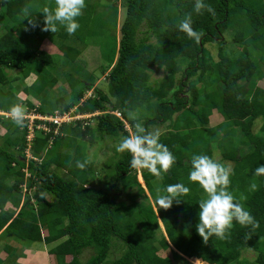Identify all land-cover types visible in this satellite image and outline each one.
<instances>
[{
  "label": "trees",
  "instance_id": "1",
  "mask_svg": "<svg viewBox=\"0 0 264 264\" xmlns=\"http://www.w3.org/2000/svg\"><path fill=\"white\" fill-rule=\"evenodd\" d=\"M70 1L82 8L71 7ZM120 1L124 16L116 45L115 38L106 36L117 27L115 0L100 16L94 15L90 0H0V23H5L0 112L16 114L22 104L26 115L53 113L20 99V85H12L34 72L33 84L21 87L23 95L29 96L34 86H42V92L56 84V79L45 82L46 68L53 67L52 56L39 49L46 39L57 44L68 64L82 54L72 42L86 48L88 37L101 36L104 65L99 70L113 98L95 86L96 78L83 65L66 74L70 100L58 97L55 110L76 107L75 113L100 114L84 126L81 121L62 124L57 134L55 124L48 125L49 133L35 131L29 148L35 161L25 157V122L0 117V126L11 123L0 146V233L29 244L43 242L51 264H103L112 240L124 247L112 264L186 259L245 264L244 252H254V264H264V88L254 81L264 78V0ZM231 30L243 50L234 57L223 51L224 34ZM53 33L65 43L59 45ZM150 37L155 41L148 42ZM210 43L219 48L218 61L205 47ZM151 70L164 77L151 84ZM88 91L92 96L81 102ZM213 111L223 121L210 126ZM123 121L140 151L139 169ZM257 121L260 130L254 132ZM164 124V133H151V127ZM104 137L121 139L124 152L115 176L102 181L86 146ZM214 149L221 155L218 161ZM225 162L232 164L230 170ZM98 180L101 188L92 185ZM122 194L126 199L121 201ZM10 249L5 250L8 257ZM86 249L94 255L82 262ZM159 250H169L171 257H160Z\"/></svg>",
  "mask_w": 264,
  "mask_h": 264
},
{
  "label": "rangeland",
  "instance_id": "2",
  "mask_svg": "<svg viewBox=\"0 0 264 264\" xmlns=\"http://www.w3.org/2000/svg\"><path fill=\"white\" fill-rule=\"evenodd\" d=\"M115 1H116V4L119 6L118 7L117 27L115 30H109L107 32L106 36H107V38L108 37L115 38L116 45H117L118 40L120 38L118 30H119V25L121 24V22L123 20L124 9L121 5L120 0H115ZM90 2L92 4L91 9L94 11L93 13L96 16H100L101 12L104 13L103 10H105L107 8L105 6H107V5L110 6L112 4V0H110L108 2H105L103 0L102 3H105V4H96L97 0H90ZM68 4L73 8H82V6L79 5L78 3H76L75 1H70ZM83 10L84 9L79 10L78 13L83 14L82 13ZM107 10H106V12H107ZM4 24L5 23H0V35L5 32V29L2 28V27H4ZM10 26L14 27L13 24H11ZM247 30H248V27L245 28L246 32H247ZM234 34H235V31L231 30V31L225 33L224 38H223L225 41L223 51L229 57L237 56L239 53H241L243 51L241 46L234 43V40H233ZM51 38H54V40H56V42L59 45H61L62 43H65L60 38H58L57 34H54ZM88 38H90V39H86V42H88V44H87L88 46L86 48H81L82 45L77 43V42L71 43L73 46H76V48H79L80 51L82 52V54H81V57L79 59L80 61L77 60L74 63H68V64L67 63L64 64V62H63L64 59L62 57V54H61L57 44L52 42L53 40L46 39L47 40L46 43H48L49 49H50V45L55 49V50L53 49L51 52H48L49 50L47 48V44H45L44 41H42L43 43L40 42L39 49L49 53L53 58V67L51 69L46 68L47 77L45 78V82H47L48 80H52V79H56L57 82L54 86L48 87L45 90H42V92H40L42 86H39V85L34 86L36 88L32 89L30 91L29 96L33 98L32 101L35 104H43L42 108L44 110H46V109L50 110V112L51 111H53V112L58 111V110H55L56 108H54L55 107V104H54L55 99H57L58 97H63L66 100V102L70 100L69 99L70 98V95H69L70 89L67 86L68 82L65 79V75L68 73L73 74V72H75L76 67L82 66V65L84 66L85 71L86 70L89 71L96 78L97 82L95 83V86L98 85L97 87L102 88V90L105 91L109 95V93L107 91L106 81L104 79L105 75L102 76L100 74V70H99V65L100 64L104 65V60L101 59V57H100V48L98 46V45H102V43H103L101 40V36H97L96 38H93V37H88ZM35 39H36V36H33L32 41ZM95 41H96V43H95ZM154 41H155L154 37H150L148 40V42H154ZM104 42H105V39H104ZM205 47L208 50L210 56H212L213 60L218 61V54H219L218 46L210 43V44H207ZM254 55H255V57H258L259 53L254 52L253 56ZM261 67L264 68L262 65H261ZM7 73L9 74V76H12V77H16L19 75V71H12V72L8 71ZM149 73H150V83L151 84H155L156 82L160 81L164 77L163 72H157L155 70H151ZM29 76H30V78H29ZM29 76L25 79L26 81L23 79H20V80L14 82L12 84L14 87L16 85H20V86H17L18 87V96L20 97V99H23V100H26V96L23 95V93H21V87H30L33 84V81H35V79L37 77V73L34 72V73L30 74ZM179 76L180 75H178L177 77H179ZM75 77L77 78L76 73H75ZM254 81H255V83H257L256 86L264 88V78L260 81H258L256 79ZM195 86H197L198 89H200L202 87V85L197 83V82H196ZM33 92L34 93L36 92V93L34 94ZM85 95H84V97H85ZM109 97L113 100L111 95H109ZM20 111H22V112L20 113ZM216 113L213 116L209 117V125L210 126H215V125H218V123L222 122V118H219L220 119L219 122L216 120V117L218 115H220L219 113H217L218 115ZM26 114H27V112L25 111V107L23 106L22 109L19 110V112L17 114L18 116H14V117H15V119H18V121H16L15 124L20 123L22 125V123L25 122L26 129H27V125H29V119L25 120V118H23V116H21V115H26ZM30 114H33V113H30ZM74 114H77V113L74 112ZM74 114L71 113V115H74ZM0 117H2L1 119L5 118L4 116H1V115H0ZM143 117H147V115L144 113ZM174 118H175V116H174ZM90 119H92V118H90ZM5 120H9V119L5 118ZM27 121H28V123H27ZM35 121H39V120H35ZM76 121H81L83 123L82 118H80V120H76ZM76 121H71L68 123H74ZM90 122H92V121L90 120ZM6 123H7V127L0 126V133H2L1 135H3V136L0 135V146L3 145V143H4L3 140L9 136L10 129H9L8 133L6 131L11 126V123H9L7 121H6ZM68 123H66V124H68ZM35 124H36V122H35ZM41 124H43V122ZM46 125H47V123H46ZM260 126H261L260 121L255 122V124L253 126V131L258 132L260 130ZM128 128L130 130L131 142L134 146L135 140H133V134H132V131H131L129 126H128ZM166 130H167L166 124H164L162 126L150 128L151 133H153L155 135H158L160 133H164ZM36 131H41V130H36ZM46 133H48V132H46ZM122 144L123 143H122L121 139H119V138L116 139V138H111V137H104L103 139L97 140L96 143L91 144V145L88 144L86 146L87 156L91 161H93V163L95 165V169L97 172L96 173L97 179L99 177V179L102 178V181H103L105 179H110V178H113L115 176V164L119 159V154L124 152V148L122 147ZM152 148L153 147H151L150 150ZM148 150H147V152L142 151L141 157L147 155ZM247 150H248L247 148L243 147V152H247ZM135 153H138V151L135 150ZM213 157H214V160H216V161L221 159V155L217 149H214ZM225 164H226L227 170H230L232 168L231 163L225 162ZM135 166H136V168L139 167V165H135ZM99 182H100V180H98V182L95 181L92 185L94 187H97V188L100 187L101 188L102 183L101 182L99 183ZM138 182L141 184L142 187H144V184H143L141 179H138ZM134 191H136V190L134 189ZM146 194H147V192H146ZM125 197L126 196L124 194H122L120 197L121 201L125 200L126 199ZM125 202H128V199ZM9 209H11V208H9ZM153 209H154V211H156L155 205H153ZM159 228H160V231L158 230L156 232V236L158 237V239H160L162 234L164 235L163 227L161 224H159ZM0 236H1L0 237V247H10L11 249L8 251L11 253H14V254H15V252H18V254L19 253L25 254L27 249H31V248L35 249V247L43 248L42 244H38V243L29 244V242H25V241L23 242L21 240H18L14 235H12L10 233H6V232H4L2 234L0 233ZM45 248H49V246H47V247L45 246ZM123 249H124V247L122 246L121 243L112 240L111 251H110L109 255L107 256V258L103 264H112V262L114 260H116L121 255V253L123 252ZM6 255H7V252H6ZM93 255H94V251L92 249H86L80 255V261L85 262L87 259L91 258ZM158 255L160 257H171V252L169 250H166V251L159 250ZM242 257L244 258L245 264H254V260H255L256 255L254 252H244L242 254ZM6 264H8V261L6 262ZM173 264H200V263H196L194 260H191V261L189 260V261H187V263L175 261ZM201 264H206V263L204 262Z\"/></svg>",
  "mask_w": 264,
  "mask_h": 264
},
{
  "label": "built area",
  "instance_id": "3",
  "mask_svg": "<svg viewBox=\"0 0 264 264\" xmlns=\"http://www.w3.org/2000/svg\"><path fill=\"white\" fill-rule=\"evenodd\" d=\"M91 96H92V92L90 91L85 95V97L81 100V102H83L84 100H86L87 98H89ZM74 112H76V107H74L73 109H71L65 113H60L58 111H54L48 117H40V116L35 115V114L22 115L23 118H25V120L29 119V125H27V134H26V142L28 145V149H26V151H25L26 157L31 158V156L29 154V148H30L31 142L34 138L36 130H41L44 133H46V132L49 133L50 128L48 125L49 124H53V125L55 124L56 128L54 130V133L57 134V130L62 124H66V123L71 122V121L80 120V118H82L83 119L82 125L84 126L88 123L87 122L88 119L99 114V112H95V113H91V114H79V113L74 114ZM71 113H73L74 115H71ZM113 114L122 121L121 116L118 112H114ZM35 120H39V121H41V123L43 122V124H41V123L35 124ZM27 123H28V121H27ZM46 123H47V125H46ZM123 123L125 125V129L130 133L128 125L124 121H123ZM27 176H29V175L26 173V177ZM22 190H23V192L26 191V185L25 184L22 185Z\"/></svg>",
  "mask_w": 264,
  "mask_h": 264
},
{
  "label": "crops",
  "instance_id": "4",
  "mask_svg": "<svg viewBox=\"0 0 264 264\" xmlns=\"http://www.w3.org/2000/svg\"><path fill=\"white\" fill-rule=\"evenodd\" d=\"M43 41H44L45 44H47V48L49 50L48 52H51L54 48L50 45V49H49L48 43H46L47 40H43ZM29 78H30V76H29ZM26 99L32 101V97H30V96H26ZM22 107L23 106L21 104L19 110L22 109ZM21 112L22 111H20V113ZM215 113H216V111L215 112L213 111L212 114H211V116H213ZM0 115L1 116H4L6 119H9V120H12L14 118V116H18L16 114H9V113H4V112H0ZM219 118H222V117L220 115H218L216 117V120L218 122L220 121ZM222 121H223V118H222ZM220 123H218V124H220ZM1 134L2 133H0V135ZM37 243L38 244H42V247L43 248L35 247V249L34 248L27 249L26 252H25V254L24 253H19L18 254V252H15V254L14 253H11V256L10 257H8V255H6V252H5L6 248H9L10 249V247H0V259H1L0 260V264H6L7 261H8V264H51V259H50L49 255H48V248H45V246L47 247V245H45L43 242H37ZM186 260L187 261H189V260L191 261V259H186ZM202 263H204V262H202Z\"/></svg>",
  "mask_w": 264,
  "mask_h": 264
},
{
  "label": "clouds",
  "instance_id": "5",
  "mask_svg": "<svg viewBox=\"0 0 264 264\" xmlns=\"http://www.w3.org/2000/svg\"><path fill=\"white\" fill-rule=\"evenodd\" d=\"M10 114V113H9ZM13 114H15V113H13ZM18 113H16V115H17ZM15 118V117H14ZM13 118V119H14ZM133 156H134V160H135V165H139L138 164V161H137V159H138V156H139V153H140V151L139 150H137L136 148H135V146H133ZM26 149H28V145H27V147H26ZM26 149H25V151H26ZM135 150H137L138 151V153H135ZM29 154H30V152H29ZM30 156H31V154H30ZM25 157H26V153H25ZM26 160H28V161H30V160H34L35 161V159L31 156V158H27L26 157ZM140 166V165H139ZM140 167H138V168H136V169H139Z\"/></svg>",
  "mask_w": 264,
  "mask_h": 264
},
{
  "label": "bare ground",
  "instance_id": "6",
  "mask_svg": "<svg viewBox=\"0 0 264 264\" xmlns=\"http://www.w3.org/2000/svg\"><path fill=\"white\" fill-rule=\"evenodd\" d=\"M192 260H194L196 263H202L201 261H198V260H196V259H192Z\"/></svg>",
  "mask_w": 264,
  "mask_h": 264
}]
</instances>
